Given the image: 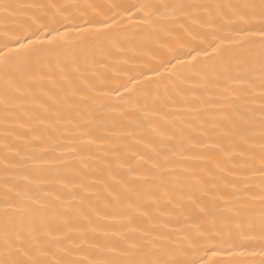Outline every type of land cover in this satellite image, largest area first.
<instances>
[{"label": "snow or ice", "instance_id": "1", "mask_svg": "<svg viewBox=\"0 0 264 264\" xmlns=\"http://www.w3.org/2000/svg\"><path fill=\"white\" fill-rule=\"evenodd\" d=\"M145 37L162 41L160 58L85 100L120 119L76 108L89 70ZM192 79L208 95L189 99ZM41 97L63 106L37 114ZM175 97L183 114L167 107ZM0 128V264H264V0H0ZM62 173L73 179L54 190ZM169 182L204 193L203 207L193 199L182 227L142 223L145 189Z\"/></svg>", "mask_w": 264, "mask_h": 264}, {"label": "bare ground", "instance_id": "2", "mask_svg": "<svg viewBox=\"0 0 264 264\" xmlns=\"http://www.w3.org/2000/svg\"><path fill=\"white\" fill-rule=\"evenodd\" d=\"M4 2H24V0H4ZM61 2L64 3H71L73 0H61ZM107 2H111V0H107ZM130 3H135L136 0H129ZM162 41H157L155 38H143L138 39L135 44H130L127 47L131 49V51H126L124 54H118L113 53L108 58V63L105 65L104 63H98L95 67V69H90L89 74H91L92 71L96 72V77L92 80V83L95 85V87L89 91L88 89H84L80 93L77 94L76 97L73 98L72 103L76 106V108H79V110L83 113L93 112L96 114L97 119H107V122L110 124L112 120L120 119V117L115 116L114 114L109 113V110L107 108L101 110L99 107L92 105L90 103H86L85 100L88 96H93L95 100L99 101L100 103H103L107 97L104 95L106 92H110V89L104 88L103 84L105 82L107 83H121L125 82L127 80V76L129 74H132V65L135 63L143 64V65H149L151 64V61L153 58L159 59L160 55L162 54L160 49L158 48V44ZM184 43V39L182 36H178V38L175 41V45H180ZM173 45H169V47H172ZM132 57L133 59H129ZM99 60V56L97 57ZM128 60V65H122L120 61ZM113 78H116L113 81ZM202 84V81H199L197 79L188 80L186 84L184 85L185 88L192 89V91H189L187 93V96L189 99L193 96H199V95H208V93H203V90L201 89L200 85ZM45 89H51L53 93L56 92L58 88H62L63 85L56 83V84H48L45 83L42 85ZM99 94V95H97ZM44 104L45 107H48L50 109L47 113H42L39 105ZM29 106L33 108V111L37 114H42L44 116H53V114L57 111L59 107H62L63 105L57 104L52 105L51 101H48L47 98H38L34 103L29 102ZM191 106L190 104H187L185 100H183L180 97H175L174 102L168 103L167 107L171 111L173 115H176L177 113L183 114L182 109ZM65 117H73L77 116L78 113L75 109L68 111L65 110L62 113ZM163 115V113L161 114ZM126 119L130 120H136L138 119L137 114H133L132 116L126 117ZM153 128L160 127L159 122L153 123ZM179 120H177V128H179ZM166 134L171 135L170 129H162ZM3 129L0 128V136H2ZM154 134L149 133L145 144H148L150 141H153ZM179 137V133H177V138ZM3 139H0V154L3 152ZM124 143H130L129 141H124ZM160 141L157 139L153 141V146L159 145ZM131 151L137 152V153H143L146 151V148L144 145L139 146H133L131 148ZM70 161L69 167H75L76 162L73 160L71 156L66 157ZM95 167V164L92 165ZM14 179L12 180V183L17 184L18 186H23V172H13L10 174ZM4 176L5 173L2 169H0V195H3L4 192ZM45 181L48 180H55L56 177L54 174L52 175H46L43 178ZM73 179L72 175L62 173L61 179L57 183L54 190H62L61 185L68 180ZM205 181L208 184L209 189H212V186L214 184V180L211 176L205 177ZM149 194L144 197L143 200L139 202V206L137 207L136 211L138 212H148L153 217L152 220H148L144 217H141V222L144 224H167L169 227H182L185 220H187L190 217H194L196 215L195 205L192 204V200L199 198L201 203L200 206L203 207L204 203L206 202V196L204 193H201L198 191L193 185L187 182L183 183H175V182H169V183H157L151 189H145ZM211 192L208 193L210 195ZM202 255V253H201ZM211 259H216L211 257V253H209V257Z\"/></svg>", "mask_w": 264, "mask_h": 264}]
</instances>
